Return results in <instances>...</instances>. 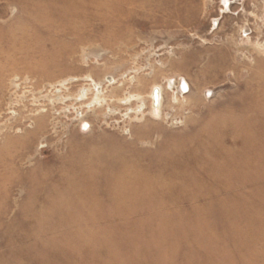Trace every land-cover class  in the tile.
<instances>
[{
	"label": "rangeland",
	"instance_id": "1",
	"mask_svg": "<svg viewBox=\"0 0 264 264\" xmlns=\"http://www.w3.org/2000/svg\"><path fill=\"white\" fill-rule=\"evenodd\" d=\"M0 264H264V0H0Z\"/></svg>",
	"mask_w": 264,
	"mask_h": 264
},
{
	"label": "bare ground",
	"instance_id": "2",
	"mask_svg": "<svg viewBox=\"0 0 264 264\" xmlns=\"http://www.w3.org/2000/svg\"><path fill=\"white\" fill-rule=\"evenodd\" d=\"M86 96V91L85 90H81L79 97L77 98V100H81L82 98H84ZM163 101H164V97H163V90L162 88L160 89V101H159V106L157 108H153L152 112L154 114H160L162 112V107H163ZM125 103V102H124ZM141 109V108H140Z\"/></svg>",
	"mask_w": 264,
	"mask_h": 264
},
{
	"label": "water",
	"instance_id": "3",
	"mask_svg": "<svg viewBox=\"0 0 264 264\" xmlns=\"http://www.w3.org/2000/svg\"><path fill=\"white\" fill-rule=\"evenodd\" d=\"M152 98H153L154 107L157 108L159 106V101H160V89L159 88H156L153 91Z\"/></svg>",
	"mask_w": 264,
	"mask_h": 264
}]
</instances>
